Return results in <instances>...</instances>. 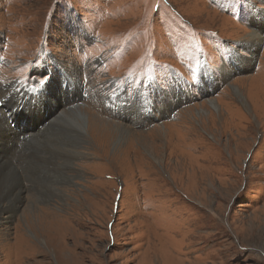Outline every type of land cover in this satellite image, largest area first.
<instances>
[{
    "label": "rangeland",
    "instance_id": "1",
    "mask_svg": "<svg viewBox=\"0 0 264 264\" xmlns=\"http://www.w3.org/2000/svg\"><path fill=\"white\" fill-rule=\"evenodd\" d=\"M258 21L264 0H0V186L23 191L0 264H264ZM75 104L81 149L46 125Z\"/></svg>",
    "mask_w": 264,
    "mask_h": 264
},
{
    "label": "bare ground",
    "instance_id": "2",
    "mask_svg": "<svg viewBox=\"0 0 264 264\" xmlns=\"http://www.w3.org/2000/svg\"><path fill=\"white\" fill-rule=\"evenodd\" d=\"M259 23H263L264 21H258ZM259 36V35H258ZM231 88H234V91L238 92V95L240 96V91H238V89H235L234 86H230ZM208 91V90H207ZM47 99H49V96H47ZM50 102V101H49ZM216 102L217 101H211L210 104L216 108ZM52 105V104H51ZM57 108V107H56ZM65 108V107H64ZM62 109L61 112L59 113V115L57 116L56 119H50V121L46 122V125L49 123L50 124H57V125H62V127L65 129V134H68V139L73 140L76 138L77 142H74V147L76 149V147H79L80 149L83 148V144L85 142H83V137H86V130L87 128L89 129L88 123L89 120L87 119L88 117H86V115L79 109V104H75V105H69L68 109ZM63 112V113H62ZM48 114H53L52 111L47 112ZM45 114L44 119H47V115ZM59 118V119H58ZM41 121V120H40ZM91 122V121H90ZM41 123H43V119L41 121ZM37 124V123H36ZM37 128V127H36ZM51 128V127H50ZM40 129H37L36 131H39ZM56 130V129H55ZM91 130V128H90ZM118 131H120V137H123L124 135H128L131 134V132H128V129L124 126H118ZM62 131V130H61ZM89 132V131H88ZM87 132V133H88ZM100 132V131H99ZM91 133V132H90ZM38 135V134H37ZM91 136V135H90ZM87 140V139H86ZM5 142V141H4ZM70 144V143H69ZM5 147L6 145L3 144ZM68 147V146H67ZM68 149V148H67ZM74 149V150H75ZM85 149V148H84ZM66 150V149H65ZM73 152V151H72ZM59 154V153H58ZM66 154V153H65ZM68 154V153H67ZM93 154V153H92ZM60 155V154H59ZM1 159H3L4 155L2 153H0ZM63 156V155H62ZM61 156V157H62ZM78 156V155H76ZM42 157V156H41ZM59 157V156H58ZM45 159V158H44ZM65 159V158H64ZM75 159V158H74ZM64 161V160H62ZM42 163V162H41ZM45 163V162H43ZM70 167V166H69ZM9 173L10 175L13 177L12 175V171L13 169L10 168L9 169ZM65 170V167H64ZM17 171V170H16ZM63 172V171H62ZM65 174V173H64ZM4 180L1 182H3V184L0 186V215L5 211V212H10V216H13L12 212H13V208L15 206H11L15 201L19 200L22 198V194L23 191L21 192V189L19 188L20 186H18V184H15L14 188L17 189V192H13V185L15 183V180L12 179H8L5 176L3 177ZM71 180V179H70ZM65 193L63 191L58 190L56 187H54L53 191L51 193H43L40 192V201H45L46 198L48 199H52L56 196H58L59 198H62V196ZM62 195V196H61ZM47 199V200H48ZM3 200L4 205L1 204V201ZM32 209V208H31ZM16 210V207H15ZM3 219V218H2Z\"/></svg>",
    "mask_w": 264,
    "mask_h": 264
},
{
    "label": "water",
    "instance_id": "3",
    "mask_svg": "<svg viewBox=\"0 0 264 264\" xmlns=\"http://www.w3.org/2000/svg\"><path fill=\"white\" fill-rule=\"evenodd\" d=\"M239 44H241V43H239Z\"/></svg>",
    "mask_w": 264,
    "mask_h": 264
}]
</instances>
